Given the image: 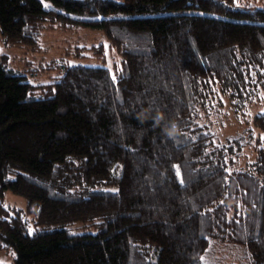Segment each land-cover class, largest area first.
Returning a JSON list of instances; mask_svg holds the SVG:
<instances>
[{
    "label": "trees",
    "instance_id": "1",
    "mask_svg": "<svg viewBox=\"0 0 264 264\" xmlns=\"http://www.w3.org/2000/svg\"><path fill=\"white\" fill-rule=\"evenodd\" d=\"M57 27L101 31L120 63L107 66L105 44L77 47L78 63L51 62L58 76L36 85L0 62L1 248L15 264H205L217 239L264 264V148L231 169L237 144L198 123L219 95L262 98L264 7L0 0L6 45L37 52ZM254 125L264 132V113ZM5 191L37 229L4 207Z\"/></svg>",
    "mask_w": 264,
    "mask_h": 264
},
{
    "label": "rangeland",
    "instance_id": "2",
    "mask_svg": "<svg viewBox=\"0 0 264 264\" xmlns=\"http://www.w3.org/2000/svg\"><path fill=\"white\" fill-rule=\"evenodd\" d=\"M123 1V0H117ZM239 8L246 6L263 8L264 0H235ZM190 13H199L197 11ZM213 15V14H211ZM215 16V15H213ZM105 44L106 64L110 69L120 63L119 56L110 49L104 34L99 30L79 29L65 30L57 27L47 30L37 52L30 51L24 47L6 45L0 35V62L14 70L24 72L28 80L33 84H43L54 81L58 76V70H48L51 62L61 64L69 61L78 63L72 57L77 47ZM86 63H100L96 58L84 61ZM262 98L252 100L247 105L237 106V101H232L226 96L219 95L213 102L207 103L198 110V123L208 126L209 132L213 134L214 143L223 145L229 141L237 144L235 163L231 169L249 170L257 160L258 150L264 148V132L254 125V118L264 113V93ZM93 189L118 190L117 185H100ZM4 207L10 210V214L23 213V217L30 222L31 232L36 228L35 215L28 212V203L25 198L5 191L3 195ZM81 227L80 224L74 228ZM76 230L78 232L83 231ZM88 231V230H87ZM93 231V229H89ZM0 240V264H15L16 252L13 249L1 248ZM205 264H252L251 256L243 245L223 243L212 239L206 255L202 258Z\"/></svg>",
    "mask_w": 264,
    "mask_h": 264
},
{
    "label": "snow or ice",
    "instance_id": "3",
    "mask_svg": "<svg viewBox=\"0 0 264 264\" xmlns=\"http://www.w3.org/2000/svg\"><path fill=\"white\" fill-rule=\"evenodd\" d=\"M181 182H182V180H181Z\"/></svg>",
    "mask_w": 264,
    "mask_h": 264
}]
</instances>
